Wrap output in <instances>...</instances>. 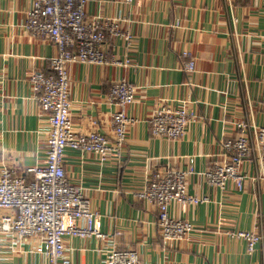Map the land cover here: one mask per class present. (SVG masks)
I'll return each mask as SVG.
<instances>
[{
    "label": "crops",
    "instance_id": "obj_1",
    "mask_svg": "<svg viewBox=\"0 0 264 264\" xmlns=\"http://www.w3.org/2000/svg\"><path fill=\"white\" fill-rule=\"evenodd\" d=\"M29 0H0V170L12 167L23 177L43 163L47 114L30 84L34 71L49 73L56 47L26 35ZM233 25L226 0H87V18L120 20L134 37L132 50L110 38L108 57L129 59L124 67L69 66L70 119L76 133L99 131L112 136L107 103L110 85L125 79L136 88L127 115L136 122L127 132L119 160L102 162L93 155L66 149L68 181L83 189L99 215L96 238L66 237L70 264H103L113 249L135 251L144 264H264V243L248 255L246 243L230 233L251 232L264 224V180L257 165L242 192L233 184L224 191L208 187L203 173L225 160L223 145L239 135L235 125L254 122L264 129V0H232ZM232 15V13H231ZM177 23L179 27H177ZM188 53L190 59L184 58ZM195 73H187L189 60ZM159 105L183 107L192 114L177 141L152 135L148 118ZM193 168L188 192L203 199L171 215L190 222L189 242L166 243L157 226V210L136 198L157 171ZM4 212L0 211V217ZM0 237V264H49L31 243L12 245Z\"/></svg>",
    "mask_w": 264,
    "mask_h": 264
},
{
    "label": "built area",
    "instance_id": "obj_2",
    "mask_svg": "<svg viewBox=\"0 0 264 264\" xmlns=\"http://www.w3.org/2000/svg\"><path fill=\"white\" fill-rule=\"evenodd\" d=\"M134 1L149 0H125V3ZM226 2L235 25L232 0ZM29 3L22 31L34 39L50 42L57 49L49 73L34 71L29 79L36 101L48 116L45 158L41 165L27 169V177L9 166L0 170V211L4 212L0 217V237L10 238L13 246L30 242L34 253L49 264H70L65 255L66 237L105 241L107 236L98 232L99 215L91 210L83 189L72 185L66 177L65 151H80L102 162L119 160L127 132L136 122L127 115V108L135 103L137 91L125 79L110 85L107 103L115 109L111 114L112 136L99 131L76 133L70 119L69 66L124 67L129 59L108 57L105 46L113 38L130 51L134 37L122 29L118 19L87 18V0H29ZM260 38L264 39V35ZM184 58L190 59V55L185 53ZM186 69L189 74L195 73L192 59ZM192 122V114L183 107L159 105L151 112L147 124L154 137L177 141ZM235 128L239 135L223 145L225 160L203 173L208 187L224 191L228 184H233L242 192L250 179L246 167L253 164L258 166V174L264 180V129L252 121L237 123ZM195 175L193 168L157 171L146 189L136 194L138 200L156 208L157 226L166 243H187L195 231L192 223L171 215L172 205H179L184 213L189 207L208 202L207 198L200 199L188 192L189 180ZM258 222L251 232L229 234L230 238L246 243L250 256L257 244L264 243V224L261 219ZM103 264L144 263L135 251L113 249Z\"/></svg>",
    "mask_w": 264,
    "mask_h": 264
}]
</instances>
